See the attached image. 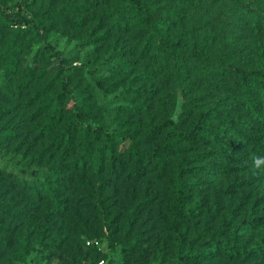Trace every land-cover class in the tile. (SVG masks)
Here are the masks:
<instances>
[{"label": "rangeland", "instance_id": "374dc122", "mask_svg": "<svg viewBox=\"0 0 264 264\" xmlns=\"http://www.w3.org/2000/svg\"><path fill=\"white\" fill-rule=\"evenodd\" d=\"M1 1L20 9L27 19L34 18L43 39L27 32L16 37V29L0 23V111L19 108L25 114L22 119H29L25 111L33 102L28 95L39 91L43 93L34 103L57 97L63 116L125 135L111 143L120 161L115 169L104 155L103 172L96 174L89 166L74 171V178L87 181L89 192H81L94 189L91 195L97 192L98 197L97 204L84 198L86 206L73 208L67 216L79 248L35 242L21 257L18 242L12 240L5 247L0 234V264L8 260L9 264H100V258L101 264H178L173 261L178 248L169 229L168 202L173 199L171 171L185 165L184 176L190 178L187 200L198 204L184 223L185 246L194 238L193 247L208 239L246 247L235 248L234 256L218 248L185 264H264V248L259 246L264 243V169L254 164L256 155L248 145L264 128H258L246 112L243 86L236 76L264 66V0H155L163 18L161 31H156L155 16L134 14L127 0ZM161 37L166 39L162 44ZM13 39L20 45L16 72L7 69L1 51ZM45 44L60 53L62 66L55 56L41 55ZM161 46L183 56L184 65L160 53ZM22 66L34 70V87L10 97L6 87L14 90ZM54 72L68 76L64 95L62 85L46 88L47 77ZM198 112H207L206 122L220 128L221 145L208 138L202 143L181 142L166 170L151 161L135 173L130 148H151L164 135L146 140L150 126L167 117L176 129L186 130ZM7 127L13 128L12 137L3 135ZM36 134L11 111L0 114V169L27 182L48 179L52 168L41 166L34 153L41 146L31 149ZM91 143L96 149L103 137H91ZM54 151L57 158L63 156ZM93 159L94 153L88 164ZM104 213L110 230L103 223ZM82 229L87 232L82 234ZM85 240L94 242L96 249L87 247Z\"/></svg>", "mask_w": 264, "mask_h": 264}, {"label": "trees", "instance_id": "16d2710c", "mask_svg": "<svg viewBox=\"0 0 264 264\" xmlns=\"http://www.w3.org/2000/svg\"><path fill=\"white\" fill-rule=\"evenodd\" d=\"M127 1L134 14L145 18L149 16L157 18L155 20L156 31H161L164 28L162 26L163 18L159 17L160 14L158 13L155 0ZM0 23L6 27L16 29V37L25 32L34 33L35 35L39 34V29L35 26L34 18L27 19L20 9L13 10L11 7L3 4L1 0ZM38 37L43 39L41 35ZM165 40L164 37H161L160 43L162 44ZM178 44L179 41H176L174 46H178ZM19 50L20 45L16 39H13L1 50L5 55L4 61L9 71L16 72L18 70L16 66L18 63L16 53ZM40 52L41 55H53L58 58L60 66L64 64L60 53L54 51L50 44L42 46ZM161 52L168 53L178 66L184 65L185 58L180 56L175 50L166 51L161 46ZM236 76L237 81L243 86L242 103L246 112L250 113L253 122L257 123L258 128H264V66L253 68L248 72H239ZM66 78L68 76L62 72H54L47 77L46 83L48 84H46V88L50 89L52 86L62 85L61 90L64 95L66 89H68ZM34 82V70L22 66L16 84L13 87L14 90L12 91V88L6 87L5 93L10 97L18 96L22 90L28 89L29 91L30 87H34L32 86ZM40 93L43 92H33V95L31 92L30 97L28 95L30 101L33 102L28 104L26 107L27 112L25 111V113H30L29 119H22L25 114L19 108L9 107L6 112L4 110L0 111L1 115L11 111L15 119L18 118L20 123L25 122V125H29L32 131L37 132L31 149L33 151L40 145L41 150L37 151L36 149L34 151L35 155H38L39 163H42L41 166L52 168L48 179L33 182L17 179L13 174L6 173L0 169V234L4 237L2 244L8 247L11 244L7 243L16 240L18 248L22 252L19 254H22L21 257L26 255V248H34L35 242H45L50 244L51 248H58L61 243H64L65 248H79V240L78 242L76 240L78 238L77 235L70 227H67V216L73 208H77L78 210L86 206L84 198L90 203L97 204L98 197L97 192L95 196L91 195L94 194V189H90V193L88 194L81 192V190L89 192L88 184L85 178H74V171L86 170L87 166H89L93 167L96 174L103 172L104 155L108 156L111 169H115V164H119L120 161L113 151L111 143L113 140L121 139L125 135L121 130L108 131L104 126L93 128L88 124L63 116L61 106L57 102V97L46 102L37 101L34 103L35 99L41 95ZM208 117L207 112H198L191 127L186 130L176 129L175 122L167 117L163 118L159 123L150 126L145 136L146 140H153L161 133H164V135L159 141L155 140V144L151 148H130L129 153L132 156L133 168L136 170L135 173L139 174L140 170H145V164L151 163V161H154L160 169L166 170L170 155L181 142L189 144L202 143L204 139L208 138L216 144L221 145L224 142V138L220 135L221 130L208 124L206 122ZM225 121L228 127H232L231 120L225 118ZM3 133L5 137H12L14 130L12 127H7ZM254 134H256L255 137H251L250 141L247 140L248 145L254 155L264 156V132L260 129V131ZM77 136L79 139L76 140ZM99 136L103 137V143L94 149L91 137ZM76 147L78 148L77 152L75 150ZM54 150L58 152L60 150L63 156L57 158L59 155ZM216 152L221 154V148H217ZM92 153H94V159L88 164ZM53 154H56V157H53ZM186 166H176L171 171L172 182L170 190L172 191L173 199L168 202L171 213V221L168 223L169 229L175 237V248H178L173 256V261L178 264H185L188 261L202 259L209 251L218 248H222L228 256H234L236 252L235 248H246L243 246L244 244L235 246V243L232 244L227 239H219L217 241L208 239L193 247V242L195 241L193 238L190 240L191 244L188 243L185 246L188 229L184 226V223L188 217L194 215V210L198 206L196 202L187 200L186 185L190 178L184 176L188 173ZM260 167L264 169V164L260 165ZM15 189L18 192L12 195L11 193ZM104 214L102 220L108 227L110 223L106 216L108 214ZM15 220L16 224H14ZM250 221L251 218L246 219L244 220V224L247 225ZM86 232L87 229H82L81 233L84 234ZM15 235H17L16 239L14 238ZM137 240L138 238H135L133 242ZM84 244L94 250L96 249L94 242L85 240ZM259 246L264 248V243ZM182 248L188 249L183 250ZM100 261H103V259L100 258ZM6 262L10 263L11 261L8 260Z\"/></svg>", "mask_w": 264, "mask_h": 264}, {"label": "clouds", "instance_id": "9594fccd", "mask_svg": "<svg viewBox=\"0 0 264 264\" xmlns=\"http://www.w3.org/2000/svg\"><path fill=\"white\" fill-rule=\"evenodd\" d=\"M254 164L259 167L260 165L264 164V156H256L254 157Z\"/></svg>", "mask_w": 264, "mask_h": 264}, {"label": "built area", "instance_id": "2783aa9c", "mask_svg": "<svg viewBox=\"0 0 264 264\" xmlns=\"http://www.w3.org/2000/svg\"><path fill=\"white\" fill-rule=\"evenodd\" d=\"M88 243H89V242H88ZM88 243H87V244H88ZM95 243H96V242H95ZM99 263L101 264V263H102V261H100Z\"/></svg>", "mask_w": 264, "mask_h": 264}]
</instances>
